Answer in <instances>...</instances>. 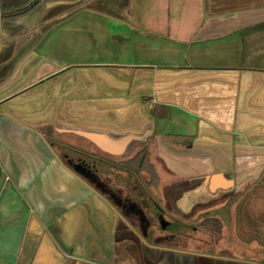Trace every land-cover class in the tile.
Instances as JSON below:
<instances>
[{
    "label": "crops",
    "instance_id": "obj_1",
    "mask_svg": "<svg viewBox=\"0 0 264 264\" xmlns=\"http://www.w3.org/2000/svg\"><path fill=\"white\" fill-rule=\"evenodd\" d=\"M97 151L162 157L169 211L215 220L182 232L202 248L63 161ZM0 264H264V0H0Z\"/></svg>",
    "mask_w": 264,
    "mask_h": 264
},
{
    "label": "rangeland",
    "instance_id": "obj_2",
    "mask_svg": "<svg viewBox=\"0 0 264 264\" xmlns=\"http://www.w3.org/2000/svg\"><path fill=\"white\" fill-rule=\"evenodd\" d=\"M73 142L76 144H79L83 148H87L89 150H93V144L86 141L85 139L75 137L73 139ZM66 148V147H65ZM64 148V150H65ZM58 149L62 150L61 146H58ZM69 150V149H68ZM76 153V152H74ZM73 153V154H74ZM101 152L95 153L94 158H89L91 161H95L98 163H107V165H100V173L101 176L104 180H107L110 186L115 189L116 191L120 192L122 198H127L131 197L135 200L136 204H132L133 210L132 212L128 207L123 211H125L127 214L131 216V213L134 212V214L139 215L143 219V224H144V229L148 232L146 234V237L149 240H153V242H158L159 240L157 239L158 236L167 238L166 243L163 245H171L173 243L174 245L178 247H194V248H202V243L197 242L198 240H195L196 237L194 236H184L182 234L183 231H191L193 228H199L200 230L203 228L207 229H212L215 227V220L210 219L209 221H206L208 225H205V221L202 220V217H198L192 220H185V219H180L176 215L172 214L171 211H169V207L167 203L165 204L163 201V198L165 196L166 189L169 186H176L173 185L174 182H178L180 177L178 173L172 174L164 165L162 162V157H159L158 155H150V162L153 163V167L155 169V173L157 176V180L153 181L154 179L151 178V174L148 172L137 169L136 163L134 164V167L132 166V161L134 158L138 155L136 154H128L126 156H121V157H114V156H106L101 157L102 155L100 154ZM70 154V153H68ZM72 155V154H71ZM82 155L81 152H79L76 156ZM61 156V155H60ZM74 156V155H72ZM104 156V155H103ZM98 159H95V158ZM112 163V170L109 171V168L111 165L108 166V163ZM167 163V162H166ZM165 190V191H164ZM172 190V189H171ZM169 190V192H171ZM145 201V203H144ZM157 204L159 209L156 210V218L152 214V207L153 204ZM149 202V203H148ZM141 203L144 204L143 207L146 211L145 215H143L140 206L137 204ZM119 206V204H118ZM147 206L149 208H147ZM160 214L162 217L169 223H171V226L165 230L162 229L159 226L157 216ZM128 215V216H129ZM197 216V215H196ZM204 219V218H203ZM132 224L136 227H139V224L137 223V220L135 218L130 219ZM145 220H149L150 223V229L149 223L146 222ZM176 234L175 236H173ZM193 234L195 232L193 231ZM172 235L173 237H171ZM169 240V242H168ZM217 252V250H215ZM214 252V253H216Z\"/></svg>",
    "mask_w": 264,
    "mask_h": 264
},
{
    "label": "flooded vegetation",
    "instance_id": "obj_3",
    "mask_svg": "<svg viewBox=\"0 0 264 264\" xmlns=\"http://www.w3.org/2000/svg\"><path fill=\"white\" fill-rule=\"evenodd\" d=\"M77 154L78 153H75L74 156H72L71 154L64 152L63 161L67 164V166L73 171V173L80 179V181L84 185H86L88 188L95 191L96 193L100 194L102 197H105L110 202V204L114 207V209H116L126 220H128L130 222V224H132L130 219L135 218L137 220V223L139 224V227H137V228L142 233H144V235L146 236L148 230L146 231L144 229V224L142 222L143 219L139 215L134 214V212L131 213V216H130L125 211H123L124 208L126 209L128 207L129 209H127V210H130L132 212V210H133L132 204H136L135 200L131 197L122 198L120 192L113 189L110 186V184L108 183V181L104 180L102 178L101 173H100L101 172L100 166H98L96 162L91 161L89 159V157L84 155V154L80 155V156H76ZM137 160H139V163H137L136 165L138 167H140L139 165L141 164L140 163L141 157L139 155L136 156L133 161H137ZM144 203H145V201H144ZM118 204H119V206H118ZM151 204H153V203L151 202ZM137 205L140 206V209H141L143 215H145L146 211L143 207L144 204L138 203ZM149 207L147 206V208H149ZM158 209H159L158 205L156 203L153 204L151 212L155 218H156V215H155L156 210H158ZM156 220H158L159 226L162 229H164L163 225H162V220H165V219L162 217V215L160 216V214H159L157 216ZM146 222L149 223V220H147V221L145 220V224H146ZM166 223H168V222L166 221ZM170 226H171V223L169 222L167 224V227L165 230H167ZM150 228L151 227H150V223H149L148 229H150ZM175 235L176 234H174L173 236H175ZM170 236L173 237L172 235H170ZM157 239L159 240L157 243H160V244H165L166 240H167V238L165 239V238L160 237V236H158ZM168 242H169V240H168ZM170 244L173 246H176V244L174 245L171 242H170Z\"/></svg>",
    "mask_w": 264,
    "mask_h": 264
},
{
    "label": "trees",
    "instance_id": "obj_4",
    "mask_svg": "<svg viewBox=\"0 0 264 264\" xmlns=\"http://www.w3.org/2000/svg\"><path fill=\"white\" fill-rule=\"evenodd\" d=\"M36 5H37V3H34L29 8L19 12L17 15H15V17L28 14L29 12H31L34 9V7ZM139 156L141 157V161H140L141 164L139 165L140 167H137V169H141V170H144V171L148 172L149 174H151V178L154 179L153 181H156L157 180V176H156V173H155V169H154L153 165L150 162L149 155L140 154ZM135 163L136 164L139 163V160L132 162V166L133 167H134Z\"/></svg>",
    "mask_w": 264,
    "mask_h": 264
},
{
    "label": "water",
    "instance_id": "obj_5",
    "mask_svg": "<svg viewBox=\"0 0 264 264\" xmlns=\"http://www.w3.org/2000/svg\"><path fill=\"white\" fill-rule=\"evenodd\" d=\"M167 224H168V223H166V221H165V220H162V225H163V228H164V229H166V227H167Z\"/></svg>",
    "mask_w": 264,
    "mask_h": 264
}]
</instances>
